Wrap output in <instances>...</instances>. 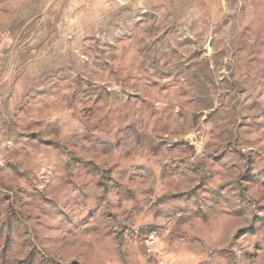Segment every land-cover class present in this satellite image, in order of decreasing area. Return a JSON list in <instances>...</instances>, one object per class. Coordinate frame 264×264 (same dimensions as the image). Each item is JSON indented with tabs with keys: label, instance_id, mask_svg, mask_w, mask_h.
Wrapping results in <instances>:
<instances>
[{
	"label": "rangeland",
	"instance_id": "1",
	"mask_svg": "<svg viewBox=\"0 0 264 264\" xmlns=\"http://www.w3.org/2000/svg\"><path fill=\"white\" fill-rule=\"evenodd\" d=\"M0 264H264V0H0Z\"/></svg>",
	"mask_w": 264,
	"mask_h": 264
},
{
	"label": "built area",
	"instance_id": "2",
	"mask_svg": "<svg viewBox=\"0 0 264 264\" xmlns=\"http://www.w3.org/2000/svg\"><path fill=\"white\" fill-rule=\"evenodd\" d=\"M157 242V236L155 232H152L147 237V249L151 252Z\"/></svg>",
	"mask_w": 264,
	"mask_h": 264
}]
</instances>
